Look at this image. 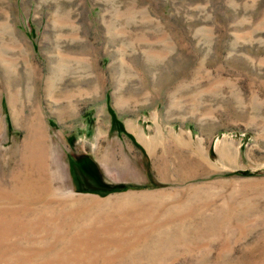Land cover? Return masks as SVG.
<instances>
[{
	"label": "rangeland",
	"instance_id": "1",
	"mask_svg": "<svg viewBox=\"0 0 264 264\" xmlns=\"http://www.w3.org/2000/svg\"><path fill=\"white\" fill-rule=\"evenodd\" d=\"M0 264H264V0H0Z\"/></svg>",
	"mask_w": 264,
	"mask_h": 264
},
{
	"label": "trees",
	"instance_id": "2",
	"mask_svg": "<svg viewBox=\"0 0 264 264\" xmlns=\"http://www.w3.org/2000/svg\"><path fill=\"white\" fill-rule=\"evenodd\" d=\"M111 114H112L113 122H115V124L116 123L119 124L118 126H119L120 130L125 132L126 129H125L124 123L117 117L116 113L113 110H111ZM89 164H90V162H89ZM74 165H75L76 168H80V169H82L84 167H87L86 165L81 164L80 162H74ZM87 177H88V175H87ZM149 177L152 180L153 177H152V173L151 172H149ZM78 179H80V178L78 177ZM81 185H83L82 181H81ZM101 188L103 190H107V191H118V190L126 189L127 185H124V186L117 185V186H113L111 188H103V187H101ZM97 189H99V188H97Z\"/></svg>",
	"mask_w": 264,
	"mask_h": 264
},
{
	"label": "flooded vegetation",
	"instance_id": "3",
	"mask_svg": "<svg viewBox=\"0 0 264 264\" xmlns=\"http://www.w3.org/2000/svg\"><path fill=\"white\" fill-rule=\"evenodd\" d=\"M80 163H81V162H80ZM82 163H83V164L85 163V165H86V164H87V163H86V159H85ZM82 163H81V164H82Z\"/></svg>",
	"mask_w": 264,
	"mask_h": 264
}]
</instances>
